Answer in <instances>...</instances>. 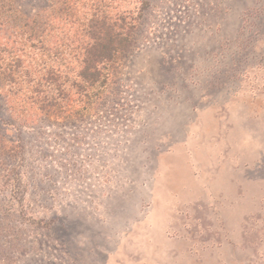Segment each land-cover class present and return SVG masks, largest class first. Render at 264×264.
<instances>
[{
    "label": "rangeland",
    "instance_id": "rangeland-1",
    "mask_svg": "<svg viewBox=\"0 0 264 264\" xmlns=\"http://www.w3.org/2000/svg\"><path fill=\"white\" fill-rule=\"evenodd\" d=\"M123 4L89 111L0 97V264H264V0Z\"/></svg>",
    "mask_w": 264,
    "mask_h": 264
},
{
    "label": "trees",
    "instance_id": "trees-1",
    "mask_svg": "<svg viewBox=\"0 0 264 264\" xmlns=\"http://www.w3.org/2000/svg\"><path fill=\"white\" fill-rule=\"evenodd\" d=\"M124 1L0 0V97L24 123L93 107L136 44L140 17Z\"/></svg>",
    "mask_w": 264,
    "mask_h": 264
}]
</instances>
